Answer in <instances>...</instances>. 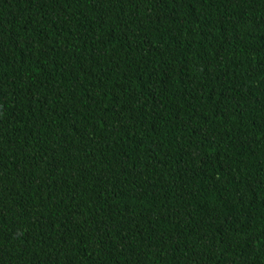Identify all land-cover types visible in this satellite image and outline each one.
<instances>
[{
  "label": "trees",
  "instance_id": "trees-1",
  "mask_svg": "<svg viewBox=\"0 0 264 264\" xmlns=\"http://www.w3.org/2000/svg\"><path fill=\"white\" fill-rule=\"evenodd\" d=\"M0 264H264V0H0Z\"/></svg>",
  "mask_w": 264,
  "mask_h": 264
}]
</instances>
